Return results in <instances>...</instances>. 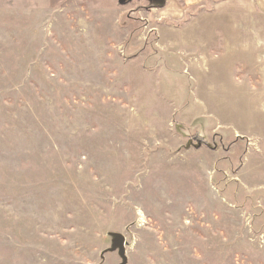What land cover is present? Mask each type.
Here are the masks:
<instances>
[{
    "label": "rangeland",
    "instance_id": "374dc122",
    "mask_svg": "<svg viewBox=\"0 0 264 264\" xmlns=\"http://www.w3.org/2000/svg\"><path fill=\"white\" fill-rule=\"evenodd\" d=\"M192 5L0 0V264H264V0Z\"/></svg>",
    "mask_w": 264,
    "mask_h": 264
},
{
    "label": "crops",
    "instance_id": "0c3cea01",
    "mask_svg": "<svg viewBox=\"0 0 264 264\" xmlns=\"http://www.w3.org/2000/svg\"><path fill=\"white\" fill-rule=\"evenodd\" d=\"M180 0H168L169 3V8L168 10L173 11V10H180L183 11L185 9L190 8L191 6L193 7L192 4H199L201 3L203 0H184V4L185 6H182V3L179 2ZM228 9H231V6H226Z\"/></svg>",
    "mask_w": 264,
    "mask_h": 264
},
{
    "label": "water",
    "instance_id": "95a60500",
    "mask_svg": "<svg viewBox=\"0 0 264 264\" xmlns=\"http://www.w3.org/2000/svg\"><path fill=\"white\" fill-rule=\"evenodd\" d=\"M123 244H124V238L121 237V236H117V237L114 239L113 249H117V248H119V252H120V254L123 255L124 258H125Z\"/></svg>",
    "mask_w": 264,
    "mask_h": 264
}]
</instances>
